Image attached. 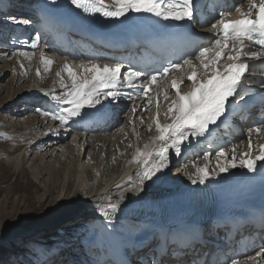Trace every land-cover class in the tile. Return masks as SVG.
<instances>
[{"label":"bare ground","instance_id":"1","mask_svg":"<svg viewBox=\"0 0 264 264\" xmlns=\"http://www.w3.org/2000/svg\"><path fill=\"white\" fill-rule=\"evenodd\" d=\"M11 1L0 0V38L7 39L3 43L0 39V68H2V73L0 74V114L5 110L11 111L15 109L12 112L14 115L8 116L12 120L9 125L12 126L15 123L16 126L18 123L17 128H21L22 118L31 109L35 112L33 116L25 118V124L27 125V131L30 132V134L28 133L29 137L34 138L32 141L33 145L30 144L32 145L30 149H34L36 155L39 156L38 158L46 162V166L36 173V177L45 184V201L52 203L47 205L46 211L52 210L53 217L48 219L45 225L50 227L64 222L69 224L64 225L63 223L58 229L68 227L69 230H73L77 225L84 223L90 225L94 220L98 224V228L96 227L95 233L91 238V250L95 251L94 254L97 255L99 253L97 250L101 247L104 248L102 249L104 258H101V261H107L109 258H113L107 243L127 245L125 250L131 251L138 248L140 243L153 241L157 238L159 231L156 230V224L161 223L165 218L172 220L175 217H182L191 221L197 220L194 209L190 207L168 211L163 214L158 213L165 207L177 208L183 201H187V198L191 196V192L203 186L193 185L189 177L195 178L197 167L207 165L211 172L217 163L216 157L214 160L211 159L216 151L208 152L212 153L208 160L203 158L205 155L201 158L193 159L195 166L193 164L186 165L183 162L184 159H188L189 154L185 153L180 160V156L177 157L170 151V164L165 171L168 176L167 181L155 185L148 182L144 186V191L140 192L133 189L132 182L136 181V173L140 169V165L135 162L137 148L144 150L146 144L153 148L158 146V144L152 143L156 136L154 122L157 114L156 97L158 86H153L151 94L144 100L134 99L133 97L135 107L138 109V114L136 115L130 111L133 101L122 98L119 102L110 105L107 115L102 118L93 119L83 124L72 123L70 128L59 126L58 121L52 120L50 115L46 116L43 112H55L60 107L57 100L52 99V97L57 96L60 100L63 99L65 89L62 86V80L64 84L71 87V79L65 71V64L71 65L76 70L78 63L83 59L66 60L60 58L56 52L41 49L42 46L40 45H38L37 49H32L30 42L37 30L33 29L28 32L29 29L15 23L10 26L12 24L11 17L21 18L32 8L27 7V0H20L21 4L15 5L20 8V13H15L8 6ZM108 2L111 3V0H108ZM246 5L247 1L241 3V6ZM14 32L17 34L21 32V36H17V39L12 40L9 34ZM39 48L41 53L37 55L35 52ZM20 50L21 52H19ZM43 58H50L54 61L50 70L43 65ZM193 63L198 65L199 61H194ZM57 71H59V76ZM179 71H173L174 73L167 79L169 85L166 89L167 92H173L170 88L171 80H179L181 78H184L185 85L184 87L181 86L182 94L191 91L190 83L187 81L190 69L184 66ZM38 72L39 75L37 74ZM210 73L211 70H209L208 75ZM9 74L11 77H9ZM198 75L206 79L203 73L200 72ZM5 78H9L6 86L3 85ZM260 78H264V74L261 73L258 78L254 77V75L248 77L250 81H256ZM24 82L25 86L22 88L21 86ZM5 90L6 93H4ZM159 91L161 104L160 122L161 124H171L172 120L166 119L164 114L176 97L170 95L165 100V89H159ZM149 98H151L152 102L148 105L147 110L139 111L145 107ZM103 103H107V101ZM126 103H130V105ZM127 106H129V113L126 122L118 126L117 122H115L113 124L115 130L110 131L112 123L108 117H111L113 111L122 110ZM37 109L41 111L38 112ZM256 116L259 117L260 115ZM141 118H143V122H141ZM251 121H255V119L252 118ZM149 125H153L152 131H148ZM259 127V133L252 131L256 127H251L242 136L243 141L237 138L233 143L221 146L227 151L229 160L231 159L233 148L236 149L238 157L249 151L247 137H250L252 141L251 151L253 156L260 154L259 149L264 145V126ZM53 130L58 134H54ZM72 131H75L76 134ZM71 134H74V137L69 143L68 140ZM193 142L198 143L199 138L193 140ZM186 149L187 145L185 144L182 147V152H185ZM49 154H51L49 158H46ZM85 160H87L88 164L87 162L85 163ZM72 164L75 168L71 167L73 166ZM173 172L175 175H173ZM99 173L102 175L100 176ZM241 173L243 174L239 176ZM249 174L244 168H229L227 174H221L218 178L209 180L206 184H227L233 181H242ZM72 192L74 193L73 196H71ZM44 203L46 204V202ZM111 204H118L119 211L112 214L113 226L105 228L101 221L102 218L94 211L93 205H96L97 208H107ZM90 214H93V216ZM128 215L135 223V227L131 229L127 225L128 219L126 218ZM131 215H134V217ZM95 222H93L94 225ZM36 228L29 227L26 230H16L14 232L6 229L0 230V243H9L15 233H21L24 236L33 235ZM167 230L168 232H173L175 227L171 226L166 228ZM208 239H211V237H208ZM80 249V247H77L81 262L85 261L86 264L99 262V260L95 259L87 262L88 260L84 259L87 251L84 252L83 249ZM66 253L62 254L65 256ZM259 254L260 252L252 255L258 256ZM78 255H75L76 258H78ZM250 256H245L240 264H264V257H258L259 259L255 261L249 259ZM64 261L67 264L69 259L65 258ZM58 264L63 263L58 261Z\"/></svg>","mask_w":264,"mask_h":264},{"label":"snow or ice","instance_id":"2","mask_svg":"<svg viewBox=\"0 0 264 264\" xmlns=\"http://www.w3.org/2000/svg\"><path fill=\"white\" fill-rule=\"evenodd\" d=\"M57 2L58 0H45V3L53 5ZM196 2L198 0H111V5H107L105 0H69L72 6L89 16L99 14L105 19L120 20L130 14H147L180 27H187L196 19ZM247 3L249 4L247 11L237 6L233 11H219L211 23H201L200 27L215 32L214 38H201L208 40L209 43L186 54L182 60L167 63L159 69L146 71L131 65L125 67L123 61L104 62L92 58L80 61L76 70L71 65L65 64V71L71 79V87L62 80L65 89L63 99L52 97L57 100L60 107L55 112L44 111L43 114L50 115L52 120L59 122V126L70 128L72 123L83 124L102 118L107 115L110 105L126 98L133 101L130 111L136 115L138 109L135 107L132 91L138 92L135 99H140L149 97L153 86H158L157 114L154 122L156 136L152 141L158 146L153 148L146 144L144 150L137 148L135 162L140 165V169L136 173V181L132 182V188L140 192L144 191V186L148 182L152 185L166 182L168 176L165 171L169 168L170 151L179 157L182 147L191 143L190 138L195 140L205 137L214 130L210 126L223 123V119H227L233 112L237 101L244 99L245 86L251 82L246 73L256 71L249 61H264V0H259V4L256 0H247ZM236 13L239 14V19H228ZM10 19L21 25L31 23L28 19L17 17ZM40 40L41 35L36 32L30 42L31 48L37 49ZM193 61H199V64L196 65ZM42 63L50 70L54 61L43 58ZM184 66L190 69L187 81L190 83L191 91L182 94L181 86L184 84V78H181L172 79L170 88L173 92H167L169 73L179 71ZM200 69H203L206 79L198 75ZM209 70H211L210 75H208ZM37 74L39 75V72ZM260 86L264 87V82H260ZM122 89L132 91H122ZM159 89H165V100L170 95L176 97L164 114L166 119L172 120L171 124L160 122ZM104 101L107 103H103ZM151 102L149 98L145 107L139 111H146ZM37 111L41 110L37 109ZM152 128L153 125H149L148 131H152ZM252 131L259 133L260 127ZM53 132L58 134L55 130ZM248 147L249 151L240 157L233 148L230 160L227 151L221 148L214 154L217 163L212 171L210 172L207 165L197 167L195 178L189 177L191 183L205 185L209 180L227 174L229 168H244L249 173H255L257 162L264 161V145L260 147L258 156L252 154L250 137ZM210 155L212 153L206 154L203 158L208 160ZM259 167L264 168V164H260ZM93 209L102 218L104 227L109 228L113 226L112 214L119 211V205L111 204L110 211L106 208H97L96 205H93ZM259 255L264 257V253ZM249 259L256 260L257 256L251 255ZM230 264H240L239 258H233Z\"/></svg>","mask_w":264,"mask_h":264},{"label":"rangeland","instance_id":"3","mask_svg":"<svg viewBox=\"0 0 264 264\" xmlns=\"http://www.w3.org/2000/svg\"><path fill=\"white\" fill-rule=\"evenodd\" d=\"M6 41L1 38L2 43ZM39 50L35 52L37 55L41 53ZM201 70L199 73H203V70ZM1 73L2 68H0ZM9 77H11L10 74ZM8 80L9 78L4 79V86L7 85ZM24 86L25 82L24 84L22 83L21 87L23 88ZM184 86L183 84L182 87ZM4 93H6V90ZM126 104L130 105V103ZM14 110H5L0 114V230L6 229L14 232L16 230L23 231L29 227L37 228L34 230L35 233L33 235L24 236V234L15 233L9 243H0V264H42L47 260H52L54 258L53 254H57V251L58 254L62 253L59 243L72 245L75 255H78L79 250H77V247H80L84 252L87 251V256H96L94 254L95 251L91 250V238L95 233L96 227L98 228L95 221H93L95 225L93 222L90 225L78 223L80 225H77L73 230H69L68 227L58 229L64 222L50 227L45 225L48 222L47 220L53 217L52 210L46 211L47 205L52 203L45 201V184L36 177V173L46 166V162L38 158L39 156L36 155L34 149H30L34 138L29 137L30 132L27 131V125L25 124V118L33 116L35 112L31 109L22 118V127L17 128L18 123L16 126L15 123H13L14 126L9 125L12 120L8 116H13L12 112ZM128 113L129 107L113 111L110 117L112 123L110 131L115 130L113 125L115 122H117V126L124 124L128 118ZM72 132L76 134L75 131ZM74 134H71L68 140L69 143L73 140ZM220 149L221 147H217L213 151L217 152ZM206 154L208 152H204V155ZM50 155H47L46 158H49ZM196 158L198 157L195 156L194 159ZM211 159L214 160L215 155ZM86 162L87 160H85ZM71 167H74V165ZM173 175H175L174 172ZM73 192L71 196L74 195ZM43 203L44 205H42ZM68 224L64 223V225ZM73 240L75 241L72 242ZM73 243H75V246H73ZM63 253L65 252L63 251ZM78 257L80 258V255Z\"/></svg>","mask_w":264,"mask_h":264}]
</instances>
